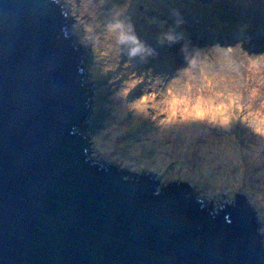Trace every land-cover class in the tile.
I'll return each instance as SVG.
<instances>
[{"label": "water", "instance_id": "95a60500", "mask_svg": "<svg viewBox=\"0 0 264 264\" xmlns=\"http://www.w3.org/2000/svg\"><path fill=\"white\" fill-rule=\"evenodd\" d=\"M68 12L0 0V264H264L243 195L215 211L187 183L158 189L92 158L88 55Z\"/></svg>", "mask_w": 264, "mask_h": 264}, {"label": "rangeland", "instance_id": "374dc122", "mask_svg": "<svg viewBox=\"0 0 264 264\" xmlns=\"http://www.w3.org/2000/svg\"><path fill=\"white\" fill-rule=\"evenodd\" d=\"M61 1L88 55L92 158L187 183L215 211L241 194L264 241V0ZM117 21L151 51L129 56Z\"/></svg>", "mask_w": 264, "mask_h": 264}, {"label": "clouds", "instance_id": "9594fccd", "mask_svg": "<svg viewBox=\"0 0 264 264\" xmlns=\"http://www.w3.org/2000/svg\"><path fill=\"white\" fill-rule=\"evenodd\" d=\"M110 32L116 33V43L119 45H132L128 50L129 56H137L145 51L150 52V49H145L144 45L139 41L138 37L134 34V30L131 24H125L122 21H117L114 24L108 26ZM166 39L169 41L174 40V37L170 34L166 35Z\"/></svg>", "mask_w": 264, "mask_h": 264}, {"label": "bare ground", "instance_id": "6f19581e", "mask_svg": "<svg viewBox=\"0 0 264 264\" xmlns=\"http://www.w3.org/2000/svg\"><path fill=\"white\" fill-rule=\"evenodd\" d=\"M205 6H209V4H204ZM202 16V15H201ZM197 34V33H196ZM198 36H199V34H198ZM90 118V117H89Z\"/></svg>", "mask_w": 264, "mask_h": 264}]
</instances>
